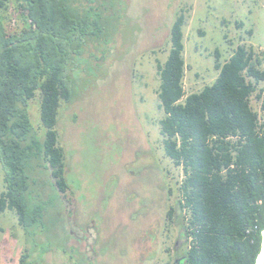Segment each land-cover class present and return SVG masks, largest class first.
I'll list each match as a JSON object with an SVG mask.
<instances>
[{
	"label": "rangeland",
	"instance_id": "rangeland-1",
	"mask_svg": "<svg viewBox=\"0 0 264 264\" xmlns=\"http://www.w3.org/2000/svg\"><path fill=\"white\" fill-rule=\"evenodd\" d=\"M96 7L109 16V32L77 58L73 100L62 102L55 127L68 192L58 191L41 159L32 160L29 198L46 205L45 226L34 248L16 215L0 211V264H19L27 250L38 264H176L186 247L169 213L184 176L165 154L157 72L172 25L183 13L186 96L216 81V51L220 63L239 45L264 56V0H101ZM6 17L9 30L24 26L15 3ZM40 104L38 92L27 112L43 138ZM259 105L254 95L251 106ZM4 178L0 163V197Z\"/></svg>",
	"mask_w": 264,
	"mask_h": 264
},
{
	"label": "trees",
	"instance_id": "trees-1",
	"mask_svg": "<svg viewBox=\"0 0 264 264\" xmlns=\"http://www.w3.org/2000/svg\"><path fill=\"white\" fill-rule=\"evenodd\" d=\"M100 1L0 0V211L16 215L34 248L46 205L29 198L35 186L29 169L35 172L31 162L41 159L58 191L68 192L55 127L62 102L73 100L77 58L109 32V16L96 7ZM12 3L24 23L20 30L7 27ZM185 24L181 13L171 28L168 57L157 61L164 150L184 176L177 209L169 213L186 247L176 264H257L264 234V88H257L264 83V56L239 45L220 63L216 51V81L186 96ZM38 92L43 138L34 134L27 112ZM31 254L25 251L19 264H38Z\"/></svg>",
	"mask_w": 264,
	"mask_h": 264
},
{
	"label": "bare ground",
	"instance_id": "bare-ground-1",
	"mask_svg": "<svg viewBox=\"0 0 264 264\" xmlns=\"http://www.w3.org/2000/svg\"><path fill=\"white\" fill-rule=\"evenodd\" d=\"M263 255H264V234H263V247H262V253H261V255H260L259 259H258L257 264H261L262 259H263Z\"/></svg>",
	"mask_w": 264,
	"mask_h": 264
},
{
	"label": "water",
	"instance_id": "water-1",
	"mask_svg": "<svg viewBox=\"0 0 264 264\" xmlns=\"http://www.w3.org/2000/svg\"><path fill=\"white\" fill-rule=\"evenodd\" d=\"M261 264H264V255H263V259H262V262H261Z\"/></svg>",
	"mask_w": 264,
	"mask_h": 264
},
{
	"label": "crops",
	"instance_id": "crops-1",
	"mask_svg": "<svg viewBox=\"0 0 264 264\" xmlns=\"http://www.w3.org/2000/svg\"><path fill=\"white\" fill-rule=\"evenodd\" d=\"M84 1V0H83Z\"/></svg>",
	"mask_w": 264,
	"mask_h": 264
}]
</instances>
